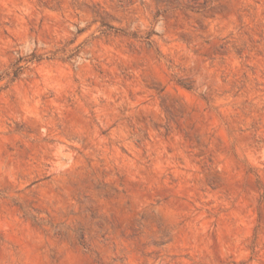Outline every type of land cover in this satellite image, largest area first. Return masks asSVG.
<instances>
[{
	"label": "rangeland",
	"instance_id": "374dc122",
	"mask_svg": "<svg viewBox=\"0 0 264 264\" xmlns=\"http://www.w3.org/2000/svg\"><path fill=\"white\" fill-rule=\"evenodd\" d=\"M0 264H264V0H0Z\"/></svg>",
	"mask_w": 264,
	"mask_h": 264
}]
</instances>
